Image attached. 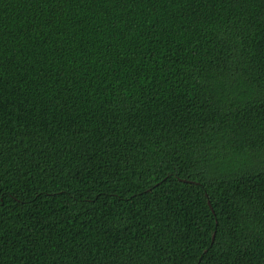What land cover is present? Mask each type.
Wrapping results in <instances>:
<instances>
[{
  "label": "trees",
  "instance_id": "obj_1",
  "mask_svg": "<svg viewBox=\"0 0 264 264\" xmlns=\"http://www.w3.org/2000/svg\"><path fill=\"white\" fill-rule=\"evenodd\" d=\"M0 264H264V0H0Z\"/></svg>",
  "mask_w": 264,
  "mask_h": 264
}]
</instances>
